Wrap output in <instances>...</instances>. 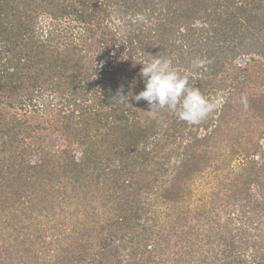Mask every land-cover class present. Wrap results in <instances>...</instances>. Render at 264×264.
Returning a JSON list of instances; mask_svg holds the SVG:
<instances>
[{
  "label": "trees",
  "instance_id": "obj_1",
  "mask_svg": "<svg viewBox=\"0 0 264 264\" xmlns=\"http://www.w3.org/2000/svg\"><path fill=\"white\" fill-rule=\"evenodd\" d=\"M147 53L173 57L219 108L190 125L120 103L134 78L143 89ZM263 139L264 0H0V264H264ZM217 170L237 218L255 211L245 241L205 204Z\"/></svg>",
  "mask_w": 264,
  "mask_h": 264
},
{
  "label": "clouds",
  "instance_id": "obj_2",
  "mask_svg": "<svg viewBox=\"0 0 264 264\" xmlns=\"http://www.w3.org/2000/svg\"><path fill=\"white\" fill-rule=\"evenodd\" d=\"M146 19L144 15L137 14L133 22L144 23ZM208 62L197 57L191 61V68H205ZM141 65L138 75L143 89L133 93L131 89L137 86L134 78L128 86L127 94H124V88L121 86L117 95L120 103L130 105V100H143L148 107L145 112L151 117L156 118L161 110H167L178 120L190 125L200 124L219 108V97L206 96L198 87L190 84L189 70L177 67L173 57L147 53V58Z\"/></svg>",
  "mask_w": 264,
  "mask_h": 264
},
{
  "label": "rangeland",
  "instance_id": "obj_3",
  "mask_svg": "<svg viewBox=\"0 0 264 264\" xmlns=\"http://www.w3.org/2000/svg\"><path fill=\"white\" fill-rule=\"evenodd\" d=\"M50 21H51L50 17H48L47 14H45L43 16V19L41 20V27H44L46 25L45 26L46 27V30H49V27H50L49 23H50ZM68 24L69 23L67 21H64V22H60L59 25L65 31L67 29V27H68ZM62 29H60V30H62ZM64 31H62V32L64 33ZM48 93L49 92H47L46 94H48ZM44 96H47V95H44ZM44 96H41V97H37L36 96V98H34L33 100L37 104H40L41 106H43L42 105V102H44V100H46V98H44ZM53 101L56 102V101H59V99L56 98ZM43 108L44 107H42V110H43ZM30 109H32V108H30ZM41 112L44 113L45 111H41ZM50 113H51V109H50ZM33 114H35V113L32 112L31 115H33ZM47 115L48 116H51L47 112V113L44 114V116H43L44 118L40 116V118H41L40 121L41 120L43 121L44 119H46V116ZM192 129L197 130V127L196 126H190V130H192ZM198 132H199V134H204L205 131H204L203 127H202V128L199 129ZM58 135L59 134L56 133L55 135L50 136L48 138V144H47L48 147L57 148L58 146H60L63 143V141H62L63 139L60 138ZM262 141H264V139ZM250 144H252V143H250ZM75 150L77 152H80V148L78 147V145H76V149ZM234 167L235 168H232L233 170L234 169H240L241 165L238 164V165H235ZM222 173L223 172L220 173V170H217L216 172L213 173L212 177L209 178L211 184H209L208 187H211L212 190L214 189V191H216L213 197H212V195L211 196L210 195L208 196V195L205 194V191L206 190H209V188L206 187V186H205V188H202V187H204V184L202 182H200V179L198 180V178H196L195 179V182L197 181V183L195 184V186H196V194L194 195V199L201 197V195H203V194H205L206 197L208 196L207 197L208 199L205 198V204L208 205V206L209 205L211 206L212 214H214L211 217L213 221H215L216 218H220L218 220V222H217V223H219V229H221V231L225 233V230L226 229L224 227V222L227 219H231L232 224H230V225H232V226H230L229 228L230 229H233V231L239 232V234H241L238 237L239 241H245V239H247L255 231V229H254V227H255V224H254L255 223V219L254 218H256V216L254 214L255 211L248 212L247 210H244L242 212V217L237 218V214H238L237 212L242 207L241 206H234V203L236 201L233 200L232 198H230V196L228 195V193H227L228 188L221 190L222 187L219 188L218 186H216V185H218V179L217 178H220L223 175ZM229 178H233L234 179V176H229L227 178V180ZM30 189L33 190L34 189L33 186ZM35 189H40V185L37 184L36 187H35ZM219 189H220V193L217 194V192L219 191ZM36 193H37V191H36ZM48 202H49V199L46 200L45 204L48 203ZM30 203H31V201L28 200V202H26V205L28 206V205H30ZM54 211H56L59 215H62L63 214V208L62 207H59L57 209L52 210V212H54ZM36 212H39L40 213V210L38 208H36ZM49 212H50V209H49ZM215 214H217V215L219 214V217H215ZM62 218H63V215H62V217H57L56 218V221L60 222V220H62ZM76 218H77V216H76ZM73 219L72 220L69 219V220L66 221L67 223L68 222L70 223L69 228H71L73 226V224L77 221V219H75V217H73ZM193 223H195V221H193ZM235 227H237L238 229L235 230ZM61 228H66V227H65V225H63ZM231 232H232V230H231ZM226 236L227 237H230V233L229 232H226ZM193 237L197 239V236L195 234L193 235ZM227 239H229V238H227ZM258 240L259 241H257L256 243H259V242L260 243H264V234L262 235L261 238L259 237ZM228 241L229 240H225L224 237L221 236V240L220 241L219 240H216V239H214V240L212 239V241L209 242V243L210 244L211 243H216V245H217L218 243H227ZM198 242H200V240L199 241L198 240L196 241V243H198ZM56 243H66V242L65 241H60V242H56ZM56 243H54V246H57ZM68 243H71V241L68 242ZM247 243H250V240ZM210 244H208V248H210L209 251L212 250ZM5 254H7V253L3 251L1 255L6 256ZM199 258H200V256H197L195 258V260H198L199 261ZM51 259H54V258H51Z\"/></svg>",
  "mask_w": 264,
  "mask_h": 264
}]
</instances>
